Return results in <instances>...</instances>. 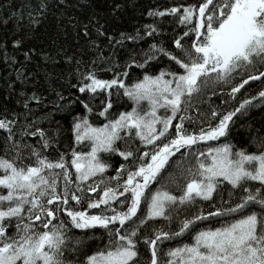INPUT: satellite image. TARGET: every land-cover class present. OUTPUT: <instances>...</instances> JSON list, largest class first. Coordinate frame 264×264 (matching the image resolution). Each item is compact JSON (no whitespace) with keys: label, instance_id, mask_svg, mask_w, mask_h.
Listing matches in <instances>:
<instances>
[{"label":"snow or ice","instance_id":"6c2138e0","mask_svg":"<svg viewBox=\"0 0 264 264\" xmlns=\"http://www.w3.org/2000/svg\"><path fill=\"white\" fill-rule=\"evenodd\" d=\"M77 6L91 3L29 4L30 32L0 38V59L19 65L9 95L17 82L36 89L19 91L22 112L0 114V264H264V134H250L254 151L232 143L237 121L264 107V87L246 95L264 86V0L155 8L152 23L118 36L95 12L69 16L74 51L66 28L46 48L30 44L53 8L64 16ZM167 16L181 27L171 48L159 23ZM161 58L167 66L154 72ZM125 100L130 110L117 111Z\"/></svg>","mask_w":264,"mask_h":264},{"label":"trees","instance_id":"16d2710c","mask_svg":"<svg viewBox=\"0 0 264 264\" xmlns=\"http://www.w3.org/2000/svg\"><path fill=\"white\" fill-rule=\"evenodd\" d=\"M50 2H54V0H50ZM72 4H77V0H69ZM81 3H91V7L86 8H80L77 6L76 8H70L66 15L60 16V13L53 8L52 13L49 14L48 18L42 22L40 27L35 31L31 32V40L30 44L36 45L38 48H46L48 45V36L50 35H56L57 32L60 29H67V32L69 34L68 36V45L70 47V51H74L78 46L74 43L72 40L73 31L71 26L68 24V17L69 16H76L80 18L81 20L86 19V17L93 12L96 13V15L100 18L101 23H106V29L110 34L117 35L120 32H127V33H133L137 28H141L144 24L152 23V18L148 17L147 12L151 9L159 8L161 10L174 6L176 4L181 3H188V2H194V0H80ZM39 3V0H0V38H4L7 36L8 38H11L13 35L15 36H22L25 35V33L30 32V26L28 24V5L31 4L32 6H35ZM115 3L120 4L121 10L120 12L112 16L110 14L111 6ZM21 11H23V19L18 20L17 17L21 14ZM13 13H16V16H13ZM7 20L8 23L5 24L4 21ZM160 27L164 33L163 40L167 47L171 48V38L174 35H179L181 32V27L178 25V23L173 19L171 16L164 17L162 20L159 21ZM19 24V29L17 28V25ZM92 39H96L95 32H92ZM98 43H101L102 45L106 46L107 41L104 38H99L97 40ZM155 42V41H150ZM80 45H85V40L81 39ZM148 44L145 42H141L140 47L147 48ZM11 53V49L9 50ZM119 55L121 58L124 56V50H119ZM105 54H107V50L105 51ZM93 55L92 53L89 54V56ZM88 57H86L87 59ZM22 60V56L20 57ZM167 60L166 58H161V61L159 64H156L153 68L154 72H158L161 68H164L167 66ZM15 67H19V65H16ZM15 67H9V65L5 64L2 59H0V114H3L6 110L8 112L16 111V112H22L23 109L20 104L17 103L18 93L21 90L27 91L29 94L31 91L36 90L33 87V83L29 82L25 86H21L18 82L15 84L16 92H14L12 95H9V89L7 88V82L9 81H15ZM28 69L35 70V64H29ZM105 78H109L110 74H103ZM140 75V71L137 69H134L132 72V79L134 80ZM38 80L43 83L42 77H37ZM47 85H45L46 87ZM57 86L58 85H54ZM261 86L258 83L253 84L249 93L246 95H252L255 94L260 90ZM42 90V89H41ZM45 95H48L46 92ZM213 99V106L220 105L221 107H224L223 101L221 99H216L215 97ZM234 105V102L230 101L228 105V109H231V106ZM204 109H207L208 105L205 104L202 106ZM131 104L130 102H127L126 100L121 102V104L117 107V111H123L125 109L130 110ZM192 115H195V111L191 113ZM56 119H61L59 115H57ZM98 124H102V120L95 121ZM61 123L63 124L64 128L67 130L69 125L68 121H64L61 119ZM254 129H259L261 134H264V107H257L254 109H251L248 116L241 117L232 132V143L237 145L238 147H244L247 148L249 151H254V147H252L249 143L250 134H255L253 132ZM3 139L4 134L0 132V148L3 146ZM71 137L70 133L67 131L64 134L63 137V144L69 145L71 144ZM82 150L87 151V147H84ZM2 151H0V155H2ZM179 154H177V157H174L173 159H178ZM120 161L119 157H113L112 163L114 166H118ZM111 171V170H110ZM174 171V170H173ZM164 179L161 181V184L168 185L171 190L175 193L176 189L174 185L169 184V176L167 173H164ZM161 184H154L153 188L160 187ZM225 199H227V192L224 194ZM205 207V212L207 211H214V208H211L207 205V202H203ZM217 206H219V201L217 200ZM205 226H211V227H218L220 226L217 224L214 220L211 221H205ZM159 227L160 224H157ZM173 228H175V225H173ZM76 235H80L79 230H74ZM190 242V241H186ZM90 247L87 249L89 252L94 250V242L89 241L88 242ZM173 245H175V241L172 242Z\"/></svg>","mask_w":264,"mask_h":264}]
</instances>
